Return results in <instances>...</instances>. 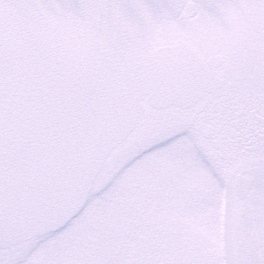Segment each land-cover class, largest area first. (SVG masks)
Returning <instances> with one entry per match:
<instances>
[{"label": "snow or ice", "instance_id": "snow-or-ice-1", "mask_svg": "<svg viewBox=\"0 0 264 264\" xmlns=\"http://www.w3.org/2000/svg\"><path fill=\"white\" fill-rule=\"evenodd\" d=\"M0 264H264V0H0Z\"/></svg>", "mask_w": 264, "mask_h": 264}]
</instances>
